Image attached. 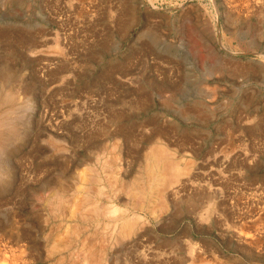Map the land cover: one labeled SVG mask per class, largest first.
I'll return each mask as SVG.
<instances>
[{
    "label": "rangeland",
    "instance_id": "1",
    "mask_svg": "<svg viewBox=\"0 0 264 264\" xmlns=\"http://www.w3.org/2000/svg\"><path fill=\"white\" fill-rule=\"evenodd\" d=\"M0 33V264H264V0H0Z\"/></svg>",
    "mask_w": 264,
    "mask_h": 264
},
{
    "label": "bare ground",
    "instance_id": "2",
    "mask_svg": "<svg viewBox=\"0 0 264 264\" xmlns=\"http://www.w3.org/2000/svg\"><path fill=\"white\" fill-rule=\"evenodd\" d=\"M127 4H128V3H127ZM126 11H127V10H126ZM124 24H126V23H124ZM9 32H10V31H9ZM0 34H1V33H0ZM3 34H4V33H3ZM3 34H2V35H3ZM9 35H10V34H9ZM9 35H8V37H9ZM16 35H17V34H16ZM23 36L25 37V35H23ZM32 36H33V35H32ZM4 37H5V36H4ZM20 38H21V37H20ZM31 38H32V37H31ZM4 39H5V38H4ZM24 39H25V38H24ZM24 39H23V40H24ZM10 40H11V38H10ZM18 40H20V39L18 38ZM27 41H28V40H27ZM19 42H20V41H19ZM15 43H17V41H16ZM21 43H22V42H21ZM31 43H32V42H31ZM31 43H30V45H31ZM22 44H24V43H22ZM30 50H31V49H30ZM33 51H34V50H33ZM30 52H31V51H30ZM1 72H2V71H1ZM0 87H1V86H0ZM6 87H8V85H7ZM13 88H14V87H13ZM13 88H12V89H13ZM15 89H16V88H15ZM10 90H11V89H10ZM1 91H2V89H1ZM1 91H0V92H1ZM3 92H4V91H3ZM18 93H19V91H18ZM1 94H2V93H1ZM22 94H23V92H22ZM25 95H26V94H25ZM27 96H28V95H27ZM23 97H24V96H23ZM25 98H26V97H25ZM0 99H1V100H0V111H1V112H0V148H2L3 145H4V142H5V139H4L5 136H6V135L16 134L18 129H17L16 126L14 125V119L12 118V117H13V114H15V111H14L15 108H13V109H8V110H5V108H3V107H5V106H11L10 108L15 107V106H14V105H15V100H14V96L12 95V92L6 90L5 93H4V96H3L2 98H0ZM32 101H33V100H32ZM25 102H26V101H25ZM29 103H30V102H29ZM26 104H27V103H26ZM26 104H25V105H26ZM20 105H21V104H20ZM22 105H24V104L22 103ZM27 106H28V105H27ZM20 107H22V106H20ZM20 107H19V108H20ZM19 108H18V109H19ZM21 109H22V108H21ZM26 109H27V108L25 107V108L22 109V110L25 111ZM22 110H20V111H22ZM24 111H23V112H24ZM28 111H29V110H28ZM13 112H14V113H13ZM19 117H20V113H19ZM44 117H45V116H44ZM14 118H15V117H14ZM44 119H45V118H44ZM57 119H58V118H57ZM19 120H20V119H19ZM114 120H115V119H114ZM118 120H119V119H118ZM121 120H122V119H121ZM48 121H49V120H48ZM59 122H60V121H59ZM55 123H57V122H55ZM55 123H54V124H55ZM49 124H50V123H49ZM54 124H53V125H54ZM59 124H60V123H59ZM59 124H58V125H59ZM25 125H26V124H25ZM120 126H121V125H120ZM53 127H54V126H53ZM53 127H52V128H53ZM60 127H61V125H60ZM60 127H59V128H60ZM50 130H51V129H50ZM52 130H53V129H52ZM53 131H54V130H53ZM44 132H45V131H44ZM47 132H48V130H47ZM125 132H126V131H125ZM73 133H74V132H73ZM123 133H124V132H123ZM48 134H49V133H48ZM19 135H20V133H19ZM49 136H50V135H49ZM88 136H89V135H88ZM54 137H55V136H54ZM18 139H19V138H18ZM53 139H56V138H53ZM58 139H59V137H58ZM86 139H87V138H86ZM8 140H9V138H8ZM60 140H61V139H60ZM75 140H76V139H75ZM87 140H88V139H87ZM50 141H52V140L50 139ZM56 141H57V140H56ZM7 142H8V141H7ZM58 142H59V141H58ZM61 142H62V141H61ZM63 143H64V142H63ZM52 144H53V142H51V145H52ZM55 146H56V145H55ZM64 146H65V145H64ZM53 147H54V146H53ZM53 147H52V148H53ZM58 147H60V146L58 145ZM156 148H157V147H156ZM58 149H59V148H58ZM153 149H154V148H153ZM55 150H56V149H55ZM61 150H62V149H61ZM154 150H155V149H154ZM53 151H54V150H53ZM63 151H64V150H63ZM158 151L160 152V149H159ZM158 151H157V153H158ZM1 152H2V151H1ZM55 152H57V151H55ZM151 152H152L153 154L151 153V156H150L149 159H151L152 162H156L159 166L161 165L162 168H159L160 170H161V169H164V170H162V171H165L169 166H170V168H172V167L175 168V167H176V166H174V165L172 164V162H170L171 160H169V162H168V160L166 159V158H168V157H164V156L162 155V153H160V154H156V153L153 152V150H152ZM162 152H163V151H162ZM167 152H168V151H167ZM170 152H171V151H170ZM173 153H174V152H173ZM173 153H172V154H173ZM7 154H8V153H7ZM148 154H149V153H148ZM169 157H170V155H169ZM0 161H1V160H0ZM150 162H151V161H150ZM180 162H181V161H180ZM180 162H179V163H180ZM4 163H5V162H4ZM174 163H175V162H174ZM84 164H85V163H84ZM150 164H151V166H152V163H150ZM154 164H155V163H154ZM85 165H86V164H85ZM168 165H169V166H168ZM172 165H173V166H172ZM176 165H178V162L176 163ZM2 166H3V164H2ZM161 166H160V167H161ZM167 166H168V167H167ZM189 166H190V165H189ZM4 167H5V166H4ZM9 167H10V166H9ZM149 167H150V166H149ZM185 167H186V165H185ZM185 167H184V168H185ZM7 168H8V167H7ZM146 168H147V167H146ZM146 168H145V169H146ZM152 168L154 169V167H151V169H152ZM176 168H177V167H176ZM176 168H175V169H176ZM145 169H144V170H145ZM153 169H152V170H153ZM172 169H173V168H172ZM185 169H186V168H185ZM3 170H4V169H3ZM85 170H87V167H86ZM90 170H91V169L89 168V172L92 171V170H91V171H90ZM173 170H174V169H173ZM167 171H168V170H167ZM167 171H166V172H167ZM174 171H175L176 173H179V171H181V170L178 171V168H177V169L174 170ZM185 171H186V170H185ZM185 171H183V172H185ZM187 171H188V170H187ZM3 172H5V171H3ZM87 172H88V170L86 171V173H87ZM154 172L156 173V170H155ZM170 172H172V171H170ZM168 173H169V171H168ZM172 173H173V172H172ZM186 173H187V172H186ZM80 174H81V173H80ZM170 174H171V173H170ZM10 175H11V174H10ZM174 175H175V174L173 173V175H172L173 178H174ZM184 175H186V174L184 173ZM61 176H62V175H61ZM80 176H81V175H80ZM88 176L91 178V176H90L89 174H88ZM96 176H98V174H97ZM149 176H150V175H149ZM178 176H179V175H178ZM11 177H12V176H11ZM86 177H87V175H85L84 179H85ZM151 177H152V176H151ZM151 177H150V178H151ZM155 177H156V175H155ZM155 177H152V180H153V181L155 180V179H153V178H155ZM165 177H166V176H165ZM165 177H163V178H165ZM170 177H171V176H170ZM93 178H94L95 180H96V179H99V178H95V176H94ZM147 178H148V177H147ZM150 178H148V179L150 180V181H148V182H149V185H150V182H151V179H150ZM9 179H10V178H9ZM59 179H60V178H59ZM61 179H62V178H61ZM148 179H146V180H148ZM156 179H157V178H156ZM165 179H166V178H165ZM171 179H172V178H169V180H171ZM179 179H180V178H179ZM179 179L177 180V181H178L177 183H180V182H179ZM0 180H1V179H0ZM81 180H82V179H81ZM87 180H89V178H88ZM169 180H168V181H169ZM58 181H59V180H58ZM85 181H86V179H85ZM158 181H159V180H158ZM72 182H73V181H72ZM75 182H76V181H75ZM79 182H80V180H79ZM81 182H82V181H81ZM86 182H87V181H86ZM86 182H85V183H86ZM148 182H147V183H148ZM60 183H61V182H60ZM144 183H145V182H144ZM156 183H158V182H156ZM80 184H81V183H80ZM96 184H97V183H96ZM153 184H154V183H153ZM169 184H170V182H169ZM171 184H172V182H171ZM62 185H63V184H62ZM132 185H133V184H132ZM165 185H166V183H165ZM172 185H174V183H173ZM172 185H171V186H172ZM76 186H77V188H78V184H77ZM83 186H85V185H83ZM92 186H93V185L88 186V187L90 188V187H92ZM152 186H154V185H152ZM166 186H167V185H166ZM175 186H176V185H175ZM94 187H95V186H94ZM139 187H140V185H139ZM144 187H145V186H144ZM82 188H83V187H82ZM100 188H101V189H100ZM100 188H99V189H100L101 192H102L103 187L100 186ZM128 188H129V187H128ZM134 188H135V187H133V189H134ZM149 188H151V187H149ZM149 188H148V186H147V189H148V190H149ZM154 188H156V187L154 186ZM161 188H162V187H161ZM0 189H1V188H0ZM80 189H81V188H80ZM84 189H85V188H84ZM86 189H87V188H86ZM86 189H85V190H86ZM90 189H93V187L90 188ZM105 189H106V188H105ZM144 189H145V188H144ZM147 189H146V190H147ZM159 189H160V187H159ZM166 189H168V188H166ZM187 189H188V188H187ZM75 190H76V189H75ZM75 190H73V191H75ZM95 190H96V189H95ZM103 190H104V189H103ZM134 190H135V189H134ZM140 190H141V188H139V191H140ZM189 190H190V189H189ZM73 191H70V193H71V192L73 193ZM89 191H90V190H87V191H85V192L87 193V192H89ZM91 191H92V190H91ZM93 191H94V190H93ZM131 191H132V190H131ZM131 191L128 192V193H132ZM139 191L137 190V192H139ZM218 191H219V190H218ZM2 192H3V191H2ZM54 192H55V191H54ZM66 192H67V191H66ZM68 192H69V190H68ZM80 192H81V191H80ZM80 192H78V193H80ZM101 192H100V193H101ZM134 192H135V191H134ZM143 192L145 193V191H143ZM143 192H142V193H143ZM146 192H147V191H146ZM170 192H171V191H170ZM90 193H91V192H90ZM90 193H89V194H90ZM96 193H97V191H96ZM144 193H143V194H144ZM148 193H149V192H148ZM157 193H158V192H157ZM80 194L82 195V192H81ZM84 194H85V193H84ZM84 194H83V195H84ZM91 194H92V193H91ZM91 194H90V195H91ZM132 194H133V193H132ZM138 194H139V193H138ZM159 194H160V191H159ZM162 194H163V191H162ZM200 194H201V193H200ZM200 194H198V195H194V197H196V198H194V200H195V199H197V200L201 199V198H202V195L200 196ZM203 194H204V193H203ZM219 194H220V193H219ZM83 195H82V196H83ZM90 195H89V196H90ZM144 195H145V194H144ZM53 196H54V195H53ZM64 196H65V194H64ZM67 196H68V195H67V193H66V197H67ZM72 196H73L72 198H74V194H73ZM91 196H92V195H91ZM93 196H94V195H93ZM96 196H97V195H96ZM99 196L103 197L102 194H101V195L99 194ZM133 196H134V195H133ZM154 196H155V195H154ZM160 196H161V194H160ZM76 197H77V196H76ZM149 197H150V196H149ZM156 197H158V196L156 195ZM156 197H155V198H156ZM57 198H59V195H57ZM62 198H63V196H62ZM67 198H68V197H67ZM67 198H66V199H67ZM85 198H86V195H84V199H85ZM95 198H96V197H95ZM95 198H94V199H95ZM105 198H106V197H105ZM141 198H142V197H141ZM161 198H162V196H161ZM163 198H164V197H163ZM70 199H71V198H70ZM78 199H79V198H78ZM82 199H83V198H82ZM82 199H81V197H80V200H79V201H82V202L84 201V202L86 203L87 201H85V200H90V197H89V199H85V200H82ZM52 200H53V199H52ZM55 200H56V198H55ZM62 200H63V199H62ZM71 200H72V199H71ZM91 200H92V199H91ZM153 200H154V199H153ZM159 200H160V199H159ZM242 200H243V199H242ZM136 201H137V200H136ZM192 201H193V199H192ZM56 202H57L58 206H60V204L58 203V202H60V198L57 199ZM56 202H55V203H56ZM97 202H98V201H97ZM97 202H96V203H97ZM101 202H102V201H101ZM137 202H138V201H137ZM61 203H62V202H61ZM66 203H67V201H66ZM71 203H72V202H71ZM71 203H70V205H71ZM85 203H84V204H85ZM96 203H95V204H96ZM139 203H141V202H139ZM145 203H146V202H145ZM161 203H162V202H161ZM64 204H65V203H64ZM68 204H69V202L66 204L67 207L69 206ZM76 204H77V203H76ZM84 204H83V206H84ZM97 204H98V203H97ZM128 204H129V203H128ZM135 204H136V202H135ZM135 204H133V205L136 207ZM149 204H150V203H149ZM253 204H254V203H253ZM55 205H56V204H55ZM55 205H53V206H54L53 208L56 207ZM61 205H62V204H61ZM143 205L146 207L145 204H143ZM92 206H93V205H91L90 207H92ZM101 206H102V205H101ZM129 206H131V205H129ZM150 206H151V205H150ZM154 206H155V205H154ZM163 206H164V205H163ZM88 207H89V205H88ZM90 207L87 208V209H88V210L91 209ZM103 207H104V206H103ZM131 207H132V206H131ZM139 207H140V205H139ZM60 208H61V207H60ZM64 208H65V207H64ZM68 208H69V207H68ZM92 208L94 209V206H93ZM95 208H96V207H95ZM97 208H99V210H100L101 207H98V206H97ZM105 208H106V206H105ZM113 208H114V207H113ZM250 208H251V207H250ZM61 209H62V208H61ZM66 209H67V208H66ZM66 209H64L63 211H65ZM70 209H71V208H70ZM136 209H138V208H136ZM136 209H135V210H136ZM149 209H150V208H149ZM56 210H57V209H56ZM85 210H86V209H85ZM95 210H96V211H99L98 209H95ZM102 210H103V208H102ZM131 210H133V208H131ZM135 210H134V211H135ZM151 210H152V209H151ZM153 210H154V209H153ZM96 211H94V212H96ZM100 211H101V210H100ZM100 211H99V212H100ZM104 211H106V210H104ZM104 211H102L101 213L103 214ZM124 211H125V210H124ZM124 211H122V212H124ZM128 211H129V210H128ZM139 211H140V210H138V212H139ZM55 212H56V211H55ZM58 212H59V211H58ZM60 212H61V211H60ZM94 212L92 211L93 215H94ZM99 212H98V213H99ZM136 212H137V211H136ZM140 212H141V211H140ZM145 212H146V211H145ZM130 213H131V212H130ZM130 213H128L129 216H130ZM252 213H253V212H252ZM68 214H69V213H68ZM89 214H90V213H88V215H89ZM96 214H97V213H96ZM102 214H101V216H102ZM112 214H113V213H112ZM139 214H140V213H139ZM139 214H138V215H139ZM104 215H105V214H104ZM106 215H108V214H106ZM119 215H120V214H119ZM138 215H137V216H138ZM80 216H81V215H80ZM95 216H96V215H95ZM109 216H111L110 213H109ZM129 216H128V217H129ZM88 217H90V216H87L86 219H87ZM96 217H98V216H96ZM103 217H104V216H103ZM103 217H102V218H103ZM111 217H112V216H111ZM128 217H126V216H122V217L120 218V220H119L120 223H121V224H120V225H121V227H120V228H121V231H120V232H121V234H122L123 236H128V235H130V233H132V229H133V227H134L133 224H134V223L136 224V222H137V221H134V223H133V222L130 221L129 219H128L129 221L126 220V218H128ZM199 217H200V216H199ZM112 218H114V217H112ZM137 218H138V217H137ZM137 218L135 217V219H137ZM88 220H89V218H88ZM90 220H91V218H90ZM132 220H133V219H132ZM109 221H110V220H109ZM115 221H116V220H115ZM86 222H88V221L86 220ZM107 222H108V221H107ZM89 223H90V222H89ZM108 223H109V222H108ZM86 224H87V223H86ZM135 224H134V225H135ZM83 225H84V224H83ZM118 226H119V225H118ZM135 226H136V225H135ZM136 228H137V227H136ZM256 229H257V228H256ZM76 230H77V229H76ZM76 230H75V231H76ZM80 230H81V229H80ZM80 230H77V231H80ZM85 230H86V229H85ZM85 230H84V231H85ZM117 230H118V229H117ZM75 231H74L73 234L71 233V235H75L76 233H78L77 231H76V232H75ZM90 231H91V230H90ZM113 231H114V230H113ZM115 231H116V230H115ZM258 231H259V230H258ZM258 231H257V232H258ZM81 232H82V230H81ZM79 233H80V232H79ZM85 233H86V232H85ZM85 233H84V234H85ZM243 233H244V232H243ZM247 233H248V232H247ZM82 234H83V233H82ZM92 234H93V233H92ZM117 234H119V233L117 232ZM132 234H133V233H132ZM132 234H131V235H132ZM87 235H88V234H87ZM87 235H86V236H87ZM258 235H259V234H258ZM88 236H89V235H88ZM123 236H122V237H123ZM78 237H79V236H78ZM245 237H246V236H245ZM242 238H243V237H242ZM251 240H252V239H251ZM87 241H88V240H87ZM247 241H248V240H247ZM253 241H254V240H253ZM250 242H251V241H250ZM88 243H89V242H88ZM89 244H90V243H89ZM88 246H89V245H88ZM58 247H59V246H58ZM60 247H61V246H60ZM85 248H86V247H85ZM88 253H89V250H88L87 254H88Z\"/></svg>",
    "mask_w": 264,
    "mask_h": 264
}]
</instances>
